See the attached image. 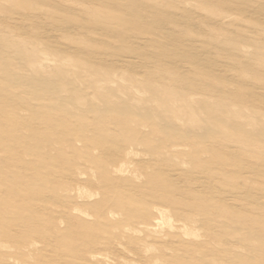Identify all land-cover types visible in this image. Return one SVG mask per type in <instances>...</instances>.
Instances as JSON below:
<instances>
[{
	"label": "rangeland",
	"instance_id": "obj_1",
	"mask_svg": "<svg viewBox=\"0 0 264 264\" xmlns=\"http://www.w3.org/2000/svg\"><path fill=\"white\" fill-rule=\"evenodd\" d=\"M0 264H264V0H0Z\"/></svg>",
	"mask_w": 264,
	"mask_h": 264
}]
</instances>
